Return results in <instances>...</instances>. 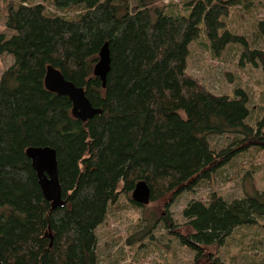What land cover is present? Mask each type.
I'll use <instances>...</instances> for the list:
<instances>
[{
	"label": "trees",
	"instance_id": "1",
	"mask_svg": "<svg viewBox=\"0 0 264 264\" xmlns=\"http://www.w3.org/2000/svg\"><path fill=\"white\" fill-rule=\"evenodd\" d=\"M48 1L73 17L49 14L42 2L7 0L0 30V55L12 58L0 76L1 261L99 264L95 229L120 191L130 194L140 180L150 201L183 191L244 147L215 151L210 135H243L264 148V115L254 128L242 90L212 93L186 71L188 46L201 36L214 53L245 44L224 24L234 1L188 0L183 13L172 9L174 0ZM105 42L103 87L93 66ZM259 54L242 53L249 61ZM48 65L82 86L101 113L73 117L70 99L44 86ZM29 146L56 151L64 207L43 197ZM182 215L187 232H176L178 242L194 253L193 264H227L204 247L264 217V193L231 200L212 194L208 202L189 201Z\"/></svg>",
	"mask_w": 264,
	"mask_h": 264
},
{
	"label": "rangeland",
	"instance_id": "2",
	"mask_svg": "<svg viewBox=\"0 0 264 264\" xmlns=\"http://www.w3.org/2000/svg\"><path fill=\"white\" fill-rule=\"evenodd\" d=\"M20 1V0H14ZM44 3L49 14L71 18L73 10H57L48 0H25ZM124 1L125 4L128 0ZM174 0L172 9L185 12V2ZM235 4L224 18L231 34L245 44H227L214 53L209 41L201 36L189 44L186 71L215 94L234 95L242 90L249 102L248 123L256 127L264 115V0H232ZM7 0H0V30L4 28ZM168 5V0H164ZM166 9V6L163 7ZM247 49L260 52L253 61L242 53ZM12 64L10 55H0V76ZM243 135H210L215 151L238 148L229 160L221 161L176 194L168 193L148 204L136 207L131 194L120 191L110 203L103 222L95 229L99 264H193L194 253L179 245L178 233L186 234L182 210L191 200L208 202L212 194L226 200L264 193V148L247 143ZM194 180V181H193ZM119 190L122 184H119ZM168 221L173 225L168 227ZM227 264H264V217L255 225L235 228L220 246L204 247Z\"/></svg>",
	"mask_w": 264,
	"mask_h": 264
},
{
	"label": "water",
	"instance_id": "3",
	"mask_svg": "<svg viewBox=\"0 0 264 264\" xmlns=\"http://www.w3.org/2000/svg\"><path fill=\"white\" fill-rule=\"evenodd\" d=\"M110 68V53L105 42L98 54V60L93 66V74L100 78L102 86H105L106 76ZM44 86L50 92L66 95L72 104V116L85 121L95 114H100L101 109L94 107L85 95L82 86H76L64 78L55 67L48 65L44 76ZM26 156L31 162V167L36 173L37 180L43 197L50 202L52 208L64 207L65 200L62 197V189L59 182L56 151L49 146H29L25 150ZM131 199L146 205L150 202V188L145 181H138L131 194ZM0 264L1 261L0 254Z\"/></svg>",
	"mask_w": 264,
	"mask_h": 264
}]
</instances>
